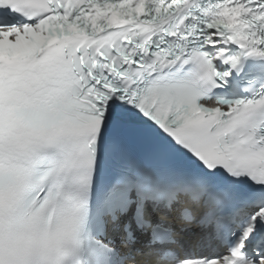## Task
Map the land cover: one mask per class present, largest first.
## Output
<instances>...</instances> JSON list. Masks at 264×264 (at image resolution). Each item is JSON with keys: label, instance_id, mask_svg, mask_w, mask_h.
I'll return each mask as SVG.
<instances>
[{"label": "snow or ice", "instance_id": "obj_1", "mask_svg": "<svg viewBox=\"0 0 264 264\" xmlns=\"http://www.w3.org/2000/svg\"><path fill=\"white\" fill-rule=\"evenodd\" d=\"M0 264H264V0H0Z\"/></svg>", "mask_w": 264, "mask_h": 264}]
</instances>
